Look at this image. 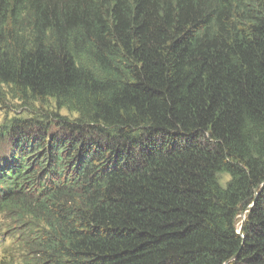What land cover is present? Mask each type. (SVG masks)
<instances>
[{
  "label": "trees",
  "instance_id": "trees-1",
  "mask_svg": "<svg viewBox=\"0 0 264 264\" xmlns=\"http://www.w3.org/2000/svg\"><path fill=\"white\" fill-rule=\"evenodd\" d=\"M0 96L4 264H264V0H0Z\"/></svg>",
  "mask_w": 264,
  "mask_h": 264
},
{
  "label": "rangeland",
  "instance_id": "rangeland-1",
  "mask_svg": "<svg viewBox=\"0 0 264 264\" xmlns=\"http://www.w3.org/2000/svg\"><path fill=\"white\" fill-rule=\"evenodd\" d=\"M19 106H18V103L17 102H12L10 100H8V96H0V124H2L5 120H6V117H10L11 118V115H14L15 113H11L10 111L12 110H17L18 112H20L19 110ZM42 111H45V110H53V111H56L55 109V101H53V103H51L50 101L45 103L44 105V108H41ZM59 113L61 115H69L67 113L66 110H61L59 111ZM244 216L245 214H242V220L244 219Z\"/></svg>",
  "mask_w": 264,
  "mask_h": 264
},
{
  "label": "water",
  "instance_id": "water-1",
  "mask_svg": "<svg viewBox=\"0 0 264 264\" xmlns=\"http://www.w3.org/2000/svg\"><path fill=\"white\" fill-rule=\"evenodd\" d=\"M241 232V231H240Z\"/></svg>",
  "mask_w": 264,
  "mask_h": 264
}]
</instances>
